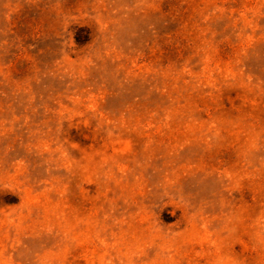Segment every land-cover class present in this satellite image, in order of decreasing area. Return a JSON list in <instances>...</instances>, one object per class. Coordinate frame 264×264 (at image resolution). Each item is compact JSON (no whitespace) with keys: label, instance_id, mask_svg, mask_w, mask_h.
Wrapping results in <instances>:
<instances>
[{"label":"rangeland","instance_id":"1","mask_svg":"<svg viewBox=\"0 0 264 264\" xmlns=\"http://www.w3.org/2000/svg\"><path fill=\"white\" fill-rule=\"evenodd\" d=\"M0 264H264V0H0Z\"/></svg>","mask_w":264,"mask_h":264}]
</instances>
